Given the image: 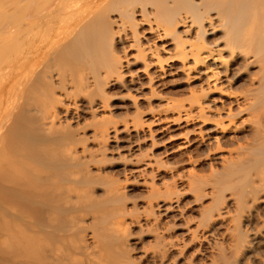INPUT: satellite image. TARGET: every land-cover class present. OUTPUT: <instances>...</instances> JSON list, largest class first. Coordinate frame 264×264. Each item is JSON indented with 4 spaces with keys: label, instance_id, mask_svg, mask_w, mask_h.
I'll return each instance as SVG.
<instances>
[{
    "label": "rangeland",
    "instance_id": "obj_1",
    "mask_svg": "<svg viewBox=\"0 0 264 264\" xmlns=\"http://www.w3.org/2000/svg\"><path fill=\"white\" fill-rule=\"evenodd\" d=\"M10 1L2 0L7 6L5 9L10 8V11L7 13L2 8L0 10L2 11L1 15L12 14V9L15 7H13L14 5L11 6L12 1ZM24 1L26 0H21V2ZM8 6L11 7L8 8ZM139 6L136 7L134 14L136 17H134L135 23L139 22L135 32L139 34L140 41L143 44H148L151 35L147 31L148 23L143 21L146 20L144 13L147 14L150 20H153L152 18L155 16H151L152 14L148 11L152 9L150 6H148L147 11L145 10L146 12ZM111 7L109 6V9L106 12L104 11V15L107 17L104 18V12H102V16L103 19L109 21L105 20L108 26L110 25L107 29L113 30L111 33H107V35L110 34L111 38L107 37L112 40L113 36H117L114 37L113 42L109 41L113 44V48H109L110 46L106 43L107 40L104 41L105 43L102 44L101 49L99 46L98 49L96 48L97 52L99 50V54L104 53V56L100 55L102 57L101 59L99 57V61L98 57L96 58L98 53L95 51L94 57L100 64L95 59V61L93 59L91 61L86 55H83L85 53L84 48H80L81 43L77 44L78 42L74 38L76 35L71 32L73 37L66 39V48L58 51L59 56L53 57L55 60L52 58L50 61L52 65L49 64L51 66H49V73L61 77L60 81L54 76L53 86L49 84V87L50 89H56L50 91V93L54 94L55 99L56 97L59 98V101H57V98L56 102L60 109L69 107V112L66 115L65 112L61 113L59 111V116L56 119L48 113L44 114L40 109H37L38 107H35V103L40 102V100H37L41 97L40 94L32 102V96H30L26 86L21 88L23 90L20 89L21 93L18 89L17 95L13 99V107L16 108L17 105L19 108L17 110L12 108V124L10 125L14 129H12L13 135L9 136L13 142H17L14 146L10 143L11 147L7 144L5 148L8 150V154L12 155L10 157L13 158L14 154L16 157L18 155L16 153L19 148L15 149L16 144H21L19 145L20 148L24 147V149H19L21 152L18 156L23 155L21 158L24 157V160L21 161H26L24 163L27 166L30 164V167L28 166L30 171L26 166L23 169L27 168L29 171L26 170V176L28 173L31 174L29 178L28 176L26 178L31 180L34 189L33 198L38 201H34L35 203L32 204L34 208L28 209L29 211L25 208L28 207L26 203L24 205L19 202V208L24 205V208L30 214H27L29 217L19 215L16 210L10 213V210L4 207L6 210L4 209L3 214H0V222L4 216L3 218L8 221L7 224L10 225L15 218V222H13L15 227L10 225L14 232L17 230L15 235L18 232L23 234V231L29 234L34 229V232L32 231L33 235L37 236L38 232L43 241L50 237L53 247L60 246L64 250V254L66 252L67 255H70L67 252L70 251L71 255L75 253L78 256L77 258L73 254V260L79 261V263L74 264H264V202H260V199H264V146H262L264 143V122L262 123L264 121L262 119L264 118V112L262 111L264 110V72L261 64L258 63V58L260 63H263V58H255V65L253 64L248 68H243L244 65L240 58V64L237 65L240 72L237 75L235 71V75L230 77L233 81V87L229 89L225 87L226 85L223 86V88H228L233 93L239 92L240 94L248 90L249 78L257 76L254 77L256 78L255 88L261 84L257 90H262L263 95L256 97L259 100L261 99L260 104H258L259 100H254L255 103L258 102L255 106H253L254 103H250L253 106H250L252 110L243 116L244 119L242 118L243 120L247 119V123H250H239L240 129H242L237 134L230 131L223 136L220 134L222 138L219 144L216 145V143L208 142V137L201 138L199 130L204 129L203 119L196 118L198 116V114H195L197 111H194L193 114L196 115L195 119L187 121L185 118L180 119L176 113L166 110L168 104H178L182 101L189 104L188 101L191 102L194 99L192 94L190 95V89L184 84L183 76L178 73H169V75L159 77L153 82V84H157V86L156 84L153 85L154 91H157L154 94L155 96L152 95L153 93L151 94L152 87L146 88V85L143 86V83L147 84L148 76L151 74L143 75L140 72L142 62L134 64L139 50L135 45L137 39H134V30H129L131 27L125 30L120 29V27L122 28L120 12L116 11L114 13ZM107 8L106 6L104 10ZM212 15L214 14L212 13ZM97 16L99 15L97 14ZM100 18L102 20V17ZM98 21V23L101 22L100 19ZM94 25L95 28L98 26L97 23ZM105 26H107L106 23ZM95 28L91 30L94 31ZM98 28L99 26L96 29L99 30ZM97 30L94 33L91 31L94 36L100 35V31L97 32ZM223 31L214 33L215 36H210L211 39H214L213 36H220ZM151 44L160 45L158 40H155V43L151 42ZM105 46H108L109 49H107L110 52ZM111 52L117 55L116 57H124L122 61L125 62V76L122 80L120 78L118 80L117 75L114 76L113 74L112 76L111 74L110 76L106 73L108 68L106 65L114 57L113 54L110 55ZM125 55L128 57L126 58ZM234 64H236V61ZM89 65L91 68H89ZM154 70V68L151 69L150 73H153ZM155 71L157 72V70ZM130 79L133 81L132 84L128 82ZM86 80L91 81L89 83ZM81 81L85 83L83 84ZM86 83L89 84V87L87 85L86 87L83 86ZM220 93L218 91L212 96L221 99ZM259 94H261V91ZM103 96H106L107 99ZM49 98L54 99L51 96ZM189 98L190 100H188ZM224 98L227 99V97ZM224 98L223 100H225ZM18 99L21 103H17V101L19 102ZM105 101L108 104L105 110H97V103L104 102L105 105ZM23 102L25 105H23ZM21 105L24 107L23 109ZM228 107L230 106H226V108ZM232 108L235 112L236 105H232ZM165 110L167 112H163ZM13 111L15 112L13 113ZM46 111L49 112V110ZM158 116L164 120L163 129L167 128L163 132L160 131L159 127H156V124H153L154 118ZM248 116L252 117V122ZM257 120H261V122ZM105 126L112 128L113 132L107 144L103 146L99 135L100 130ZM257 128L261 130H257ZM12 131L10 132L12 133ZM7 134L6 131L4 135L8 138ZM204 134L206 133L204 132ZM259 139L260 143L258 142ZM7 140L10 141L9 138ZM261 140H263L262 144ZM217 146L218 148H216ZM219 146L221 149H219ZM12 148L16 151H13ZM253 150L254 152H252ZM12 151L16 153H12ZM15 156L14 158H16ZM218 157H221L223 162L217 160ZM249 157L252 159L250 160ZM253 161L255 163L256 161L259 162L260 165L255 164ZM227 162L229 163L227 164ZM248 162L251 164L249 165ZM236 163H238V166ZM228 171L229 173L232 172L230 173L231 176H229ZM32 177H35L36 181ZM54 177L56 179L58 177V179L54 180ZM63 178L64 180H62ZM51 179L54 181L51 182ZM44 186L45 188L48 187L49 190L48 188L45 189ZM55 186L62 188L56 187L59 190L57 191ZM21 187L22 183L20 187L17 186L18 191ZM18 191L16 190L15 197ZM48 191L51 193H49L50 195L47 194ZM52 194H55V197ZM45 196L52 200H48ZM43 199L47 203H44ZM166 206L169 211L165 210ZM18 218L19 220H17ZM210 219L213 221H209ZM37 223L38 225H36ZM7 224L1 225L7 226ZM19 224L22 225L21 228L18 227ZM43 226L45 231H43ZM8 227L3 228L8 230L10 229ZM50 227L52 230L49 229ZM47 228L50 231L46 230ZM64 228L67 229V232ZM26 229L29 230V233ZM7 230L3 229L2 233L0 229V235L3 234L5 238L9 237L13 231ZM9 231L10 233L6 235ZM46 231L48 233H45ZM249 233L258 235L253 252L254 257H258L256 260L259 259V261L247 257V259L242 260L241 245L244 242L243 239L248 238ZM47 234H50V236ZM52 236H56L55 239L59 242L60 239L58 238L60 237L61 242L54 241V238L51 240ZM8 237L5 241L7 245H3V248L7 246L4 248L5 253L0 255V264L35 263L24 256L18 245L16 246H18L19 252L16 249L15 251L12 250L9 244L11 236ZM72 244L73 247L76 244L75 249ZM10 249L11 253L9 252ZM4 250L2 249L0 253H3ZM25 258H27L26 261ZM89 260L92 262L89 263ZM40 262L35 264H40Z\"/></svg>",
    "mask_w": 264,
    "mask_h": 264
},
{
    "label": "bare ground",
    "instance_id": "obj_2",
    "mask_svg": "<svg viewBox=\"0 0 264 264\" xmlns=\"http://www.w3.org/2000/svg\"><path fill=\"white\" fill-rule=\"evenodd\" d=\"M11 1H12L11 6L14 5L13 7H15V8L12 7L13 9L11 8L13 11L12 14L11 13H10L11 15L8 14L9 16L7 14H6L7 16L6 15L3 16L0 14V16H1L0 17V214H3L4 209L7 207V209L10 210V213L11 212L13 213V211L16 210V211H18L19 215L29 217L28 215H30V214L27 212V210L28 209L31 210V208H34V207H32V204L35 203L34 202L35 200L38 201L37 199L34 200V198H33V194H34L33 190L34 189H33V186L31 185V182H30L31 180L28 179L29 175H31V174L28 173V175H27L28 178H26L27 177L26 176V170L28 168L30 171V168H29L30 164H28V166H29L28 167L27 164L25 165V163H24L26 161H21L22 159L24 160V157L21 158V156H23V155L18 156L20 154L19 152H21L20 150L24 149V147L20 148L19 145H21V144L17 145L18 144L17 143L15 146L16 147L15 149L16 150H17V148L20 149V150L18 149L19 151L17 150V153L13 152L16 150L15 149L13 150L14 147L12 148V150H13L12 153H16V155L18 154L17 155L18 160H17V157L15 156V154H14V156L16 158H14V156H13V158H11L12 155L10 154L11 155V157H10V155L7 152L8 150L5 148V146L7 144L10 146V143H11V145L14 146L15 142H17V141L13 142L11 140L12 138H10L11 134L13 135L12 129H14V127H12L10 124H12L11 123V121H12L11 120L12 108H15V106L13 107V99L16 97L18 89H19V92L21 93V90H23L21 88L26 86L28 88L27 90L29 91L30 96H32V99H31L32 102H33L34 98L40 94L39 96H41V97L39 99H37L38 101L40 100V102L39 103L36 102L35 107H38L37 109L38 110L40 109L44 114L48 113L49 115H51V117L56 118L59 116L58 112L61 111V113L65 112V115H66L69 112V107L67 109L66 108L60 109L58 107V103L56 102V99L58 97H56V99H55L54 94L52 95V93H50V91L52 92L53 90L56 89L55 87H53L55 89H50V87H49V84L53 86V78L57 77L59 80L61 78V77L59 78V76H57V75L55 76L54 74L49 73L50 67H51L49 65L51 63L50 61L52 60L53 57H55V56L57 57L58 51H62L63 48H66L65 47L66 42H67L66 39L68 37H69L68 39H71L73 37L71 35V33L73 35L74 34L76 35L74 38H76V42H78L77 44L81 43L80 45L83 46V47H81L79 45L80 48H84L85 53H83V55L84 56L86 55V57H88V59H91V61H92V59L93 60L95 59V57H94L95 54L99 52V50H98V52L96 51L98 49L97 47L99 46V48L101 49L102 44L105 43L106 40L108 41L106 43H108V45L110 46L109 48H113V46H112L113 44L109 43V41L111 40V39H109V38H111L110 34L107 35V33H111V31H113V30L107 29V28H109L110 25L108 26V24L106 22L108 20L103 19V16H102V12H104V11L106 12L109 9V6H112L111 8H113L114 13L116 11L120 12L119 14L121 15V19L120 18L119 19L121 20V25H122V28L120 27V29L125 30L126 28L131 27V28H129V30L130 29L134 30L133 31L134 34L133 33L132 34L135 37L134 39H137V41L135 40L136 41L135 45H137V47L139 49L137 52V57L134 60V64H136L138 62L139 63L142 62L143 65L141 66L140 72H142L143 75L144 74L145 75L151 74L148 76L147 84L143 83V86L146 85V88H150V87L153 88V85L156 84V83L153 84V82L155 80H157L159 77L169 75V73H175V74L178 73L179 75L183 76V79L185 80L184 84L190 89V91H191L190 95L192 94V97L194 99L191 102L188 101L189 104L184 103V101H182V103L177 101V102H179L178 104H175V103L168 104L167 105L168 107L166 110L176 113L180 119L185 118V120H187V121L194 120L195 116L198 114V116H196V118L197 117L202 118L203 119L202 123L204 126V129L199 130V133H201V136H202L201 138H203V139H205V137H208L207 138V139H209L208 142H213V143H216V145H217V144H219L222 136L226 132L230 131L233 134L239 133L240 130L242 129V128L240 129L239 123H243V124L247 123V121H246L247 119L243 120L244 119L243 116L246 115L247 112L252 110L251 107L255 106L258 103V102L255 103L254 100H259V99H257L258 96L264 94L262 92V90H260V89H258L259 91L257 90V88L259 86H261V84L260 85L258 84L259 86L257 88H255L256 78H254V77H257V76H254L253 74L252 75L254 77H252V78L248 77L249 83L247 84L248 90L246 92H242L239 94V92L233 93L231 90H228V88L230 89L231 87H233L232 86L233 81L231 80L232 78H230V77L235 75L234 74L235 71H236L235 73L237 75L240 72V70L237 68V65L240 64L239 63L240 58L242 59V63L244 65L243 68L244 67L248 68L250 66H253V64L255 65V62H254L255 58L256 59L258 57H261L260 59L263 58V61L261 60L263 63L259 62L260 61L259 58H258V63L261 64L262 71L264 72V55H263L264 54V0H114V1L111 0V2H110V0H26L24 2H21V0H11ZM0 2H1L0 3L1 4L0 10L2 8H4V11H7V13H8V11H10L9 7H11V6H8L9 9L6 10L5 8L7 6L5 5V2L3 3L2 0H0ZM139 5H141L143 7H140ZM106 6L108 8L104 10V8ZM137 6H139L140 8H143L144 11L145 10L147 11L148 6H150L152 9H151V11L150 10H148V11L152 14L151 16H155L152 18L153 20H150L149 17L147 16V14L144 13V11H143V13L145 14L144 17L146 18V20L144 19L143 21L144 22L146 21V23H148L149 27L147 28V31L151 35V37L149 36L150 39H148L149 40L148 44L145 41L144 42L146 44H143L142 41H140L139 34L137 32H135L137 30V27H138L137 25H139L138 24L139 22L135 23L136 17L134 15L135 9ZM4 11H3V13H4ZM1 12L2 11H0V13ZM105 12L103 13V15L105 14ZM212 13L215 16L212 15ZM97 14L99 16H97ZM104 16H105L104 18L107 17L106 15H104ZM100 17H102V20L104 22L101 20ZM108 18L110 19V17H108ZM98 19H100V21H101L100 23H98L99 22ZM95 22L99 26V28H98L99 30L96 29L98 26H96V28H95V25H94V24H96ZM105 23L107 26H105ZM92 28H95L94 31L95 30H97V32L100 31V33H99L100 35L94 36L93 35L94 31L91 30ZM107 30H109L110 32H108ZM220 31L221 32L223 31V33L218 37H214L215 36L214 33H217V32L221 33ZM124 32H126V31H124ZM96 34H98V33H96ZM112 35H114V33H112ZM212 35H214L212 37L214 39H211L210 36H212ZM115 36H117V35H115ZM115 36L112 37V40H111L112 42L114 41ZM73 40H75V39H73ZM80 40H81V42H80ZM118 40H120V39H118ZM155 40H158L160 45L151 44V42L155 43ZM130 47H132V46H130ZM105 48L107 49L108 46H105ZM134 48H136V47H134ZM95 51H96V53H95ZM103 51H104V49H103ZM100 52H101V50H100ZM105 52H107V51L105 50ZM108 52H110V51L108 50ZM101 53L100 54L98 53L96 56V58L98 57V60H99L100 55L104 56V53L103 54H101ZM112 54L113 53L111 52L110 55H112ZM83 55H81V56H83ZM113 55H114L113 59L110 60V62H108L109 63L108 65H106L108 67L106 73L110 74V76H111V74H112V76H113V74H114V76L117 75L118 80H119V78L122 80L125 76L124 75V68H125L124 63L125 62L122 61L124 59V57L121 58L120 56L116 57L117 55H115V54H113ZM118 55H120V54H118ZM101 57H100V59H101ZM125 57L127 58L128 56L125 55ZM107 59H108V57H107ZM53 60H55V59L53 58ZM99 61H97V62H99ZM235 61H236V64H234ZM65 62H67V61H65ZM82 62H85V61H82ZM86 63H88V62H86ZM99 64H100V62H99ZM51 65H52V63H51ZM79 65H81V64H79ZM86 65H88V64H86ZM92 65H93V63H92ZM128 65H129V62H128ZM257 66H259V65H257ZM89 68H91L90 65H89ZM153 68L155 70H157V72L154 70L153 73H150V70L151 69L153 70ZM51 70H53V69H51ZM241 70H243V69H241ZM53 71H55V70H53ZM91 72H92V69H91ZM256 72H257V70H256ZM97 73H98V71H97ZM88 74H90V73H88ZM131 75H133V74H131ZM62 79H63V77H62ZM64 81H65V79L62 81L63 84H64ZM71 81H72V79H71ZM89 81H91V80H86V82H89ZM95 81H97V80H95ZM257 81H258V79H257ZM62 82H61V84H62ZM128 82H130L132 84L133 81L130 79V81H128ZM82 83L84 84L85 82H82ZM259 83H260V81H259ZM86 85H87V83L83 86L86 87ZM224 85H226L225 87H228V88H225V87L223 88ZM74 86H76V85H74ZM156 86H157V84H156ZM152 88H151V94L153 93L152 95L155 96L154 94L157 91L155 92L154 88L153 89ZM87 89H89V88H87ZM98 90H99V88H98ZM157 90H158V88H157ZM218 91L221 92L220 93L221 99L212 96V94H215ZM256 91H257L258 95H257ZM260 91H261V94H259ZM71 94H73V93H71ZM66 95H67V93H66ZM100 95H102V94H100ZM199 95H201V96H199ZM48 96L49 97L51 96L54 99L51 100ZM94 97H95V94H94ZM98 97H99V95H98ZM107 97H108V95H107ZM145 97H146V95H145ZM224 97H227V99H225ZM47 98L50 99L51 101L48 100ZM104 98H106V96ZM223 98L225 100H223ZM100 99L102 100V98H100ZM109 99H110V97H109ZM135 99H137V98H135ZM47 100H48V102H47ZM147 100H148V98H147ZM168 100H170V99H168ZM188 100H190V98ZM260 100H259L258 104H260ZM15 101H17V100H15ZM57 101H59V98ZM223 101H225V102H223ZM251 102L254 103L253 106H251L252 104L250 105ZM17 103H21L20 100H19V102L17 101ZM102 103L101 104L97 103V110H105V108L108 106V104H106V101H105L106 106L104 105V102H102ZM234 104L236 105V111L235 112H234V109L232 108V105L234 106ZM23 105H25L24 102H23ZM32 105H33V103H32ZM226 106H230V107L226 108ZM17 108H19V106L17 107V105H16L15 109L17 110ZM23 108L24 107L22 106V109ZM15 109H13V110H15ZM58 109H60V110H58ZM46 110H49V112ZM166 110L163 112H167ZM257 110L259 111L260 109H257ZM194 111H197V113H195L196 115H193ZM253 111H254V108H253ZM253 111H252V113H253ZM258 111H257V113H258ZM262 111L264 112V110H262ZM14 112L15 111H13V113ZM254 113H255V111H254ZM138 114H139V112H138ZM138 114H137V116H138ZM261 115H263V114H261ZM160 116L154 118L153 124H156V127H159L160 131L163 132L167 128L163 129L162 124H164V120ZM51 117H50V119H51ZM258 117H259V114H258ZM248 118L251 120V122L253 121L251 119L252 117L248 116ZM253 119H255V118H253ZM256 119H257V117H256ZM256 119H255V121H256ZM262 119H264V118H262ZM257 121L261 122V120H257ZM263 122L264 121H262V123ZM248 123H250V122H248ZM13 124H15V123H13ZM259 125H258V127H259ZM259 129L257 128V130H259ZM6 131L8 133L7 134L8 138L11 142L10 141L8 142L7 136L4 135L6 133ZM10 131H12V133ZM255 131H256V129H255ZM112 132H113V130H112V128H109V126H105L100 130L99 136L101 138L100 141L103 143L102 144L103 146L105 144H107V142L109 141ZM204 132L206 134H204ZM259 132H261V131H259ZM259 132H258V134H260ZM220 134L222 135L221 137H220ZM257 137H259V136H257ZM234 139L236 140V138H234ZM13 140H15V139H13ZM231 140H232V138H231ZM237 140L240 141L239 138H237ZM261 141H262L261 142V144H262L263 140H261ZM258 142L260 143V139ZM228 144H230V143H228ZM262 146H264V143ZM70 148H69V151H70ZM216 148H218V146ZM219 149H221L220 146H219ZM251 149H253V148H251ZM233 152L235 153V151H233ZM252 152H254V150ZM9 153H11V152L9 151ZM238 157H239V155H238ZM249 159H250V157H249ZM217 160L223 162L221 157H218ZM263 160H264V158H263ZM194 161H196V160H194ZM233 162L235 163V161H233ZM228 163L229 162H227V164ZM256 163L258 164L259 162L256 161ZM31 164H33V163H31ZM237 164L238 163H236V165ZM250 164L251 163H249V165ZM258 165H260V164H258ZM24 166H26L27 168L23 169ZM226 166H228V165H226ZM245 167H247V166H245ZM245 167H243V168H245ZM31 169H32V167H31ZM29 171L27 170V172H29ZM236 172H238V171H236ZM45 173H46V171H45ZM47 173H49V172H47ZM230 173H232V172H230ZM230 173L228 171V174H230ZM236 174H238V173H236ZM44 175H46V174H44ZM61 175H63V174H61ZM231 175L232 174H230L229 176H231ZM35 176H37V175H35ZM226 176H227V174H226ZM58 177H57V179H58ZM32 178L34 179L35 177H32ZM36 178L38 179V177H36ZM64 178L62 180H64ZM228 178H230V177H228ZM30 179H31V177H30ZM57 179L54 177V180H57ZM54 180L51 179V182ZM60 181H61V179H60ZM21 183H22V187L19 188V191H18L17 186L20 187ZM37 183H38V181H37ZM46 183H47V181H46ZM48 183H50V182H48ZM53 185H54V183H53ZM57 185H60V184H57ZM56 187L57 186H55V188ZM59 187L60 186H58L57 188H59ZM44 188H45V186H44ZM47 188H45V189H47ZM60 188H62V187H60ZM41 189H43V188H41ZM41 189H40V191H41ZM16 190L18 191V193L15 197L14 195L16 193ZM48 190H49V188H48ZM57 191H59V190L57 189ZM49 193L50 192L48 191L47 194H49ZM41 194H42V192H41ZM45 195H46V192H45ZM52 195L54 196L55 194H52ZM46 198H48V196ZM49 199L50 198H48V200ZM20 200H22L23 202ZM50 200H52V199H50ZM19 202L24 204V205L26 203V205L29 208L25 207L24 205H22V207H21L22 209L19 208ZM171 202H173V201H171ZM260 202H264V199L263 198L260 199ZM40 203H41V201H40ZM44 203H47V202H45V200H44ZM48 203H49V201H48ZM256 203H257V201H256ZM24 207L27 208V210ZM169 207H171V206H169ZM168 209L169 208H167V206H166L165 210L167 211ZM217 212H218V210H217ZM21 216H19V217L21 218ZM249 216H251V215H249ZM3 217L1 219L2 221L0 222V229H1L2 233H3V229L7 230V228L5 229L3 227H7V226L10 227V229H8V230L13 231L11 233L9 231L6 234V235H8V233H10L9 237L11 236V238H9L7 236L10 239V240L8 239L9 244L11 246L10 248L14 251H15V249H16V251H18L17 247L19 246V249L21 250V252L24 254L25 257H27L29 259V261H33L35 263H37V262L39 263L41 261L40 264L41 263L42 264H74V263H79V261L73 260L74 258L72 256H73V254L75 255V253L72 252L73 254L71 255V253H69L70 251H67L68 249L67 250L65 249L68 252V254H70V255H67L65 252V254H66L65 255L63 252L64 250H62V248L60 246H56V247L52 246L53 242L50 241V237L49 238L47 237L46 241H43V239H41V237L38 235L37 231H36L37 232L36 235L39 237L35 236V234L33 235L32 231L34 229L30 231L31 233H29V230L26 229V230H28L29 234H26L27 232H24V231H23V234H21V232H18L19 234L17 233V235H19V236L21 235L22 237L15 235V232L17 230H15V232H14V229H12V226L15 225V223L13 224V222H15L14 221L15 218L12 220V224H10V220H9V224L12 225V226H10L7 224L8 221H6ZM214 217L216 218V216H214ZM30 218H26V219H30ZM17 220H19V218ZM17 220H16V222H17ZM21 220H23V219L21 218ZM211 220L212 219H210L209 221H211ZM3 222H6V223H3ZM1 224L2 225L7 224V226H5V225L2 226ZM58 224H59V222H58ZM36 225H38V223ZM16 226H17V223H16ZM21 226L22 225H20L18 227L21 228ZM50 226H52V225H50ZM18 227H17V229H18ZM41 228H42V226H41ZM24 229H25V227H24ZM43 229H44V226H43ZM49 229H51V227ZM49 229L47 228L46 230H49ZM18 230L20 231V229H18ZM54 230H55V228H54ZM64 230H65V228H64ZM43 231H45V229ZM65 231L67 232V229ZM45 233H48V232L46 231ZM0 234H1V232H0ZM43 235H41V236H43ZM2 236H3V234L0 235V237H1L0 241L2 244V245L0 244L2 246V248L0 247V251L2 249L4 250V248L7 247V246H4V248H3L4 244L7 245L5 242L7 240V237L5 238L4 236L3 237ZM48 236H50V234ZM55 237L52 236L51 240L53 238L55 239ZM58 239H60V242H61V238L59 237ZM257 239H258V235L256 233H249L248 238L246 240L243 239L244 242L242 243L241 250H240L242 253V256H243L242 260H244V258H246V257L252 258L255 260L258 258V257L257 258L254 257L255 255L253 252L255 244H257V243H255V241ZM69 240H66V241H69ZM54 241L59 242V240H57V239H55ZM62 243H64V242H62ZM16 245H18V246H16ZM65 245H67V244L65 243ZM68 245H69V243H68ZM75 245L73 247V244H72V247L74 249H75ZM62 246H64V245H62ZM8 247H9V245H8ZM64 247H63V249H64ZM67 247H65V248H67ZM11 249L9 250V252L11 251ZM74 249H71V250H74ZM4 253H5V250L3 251V253L1 252L0 255L4 254ZM89 254L91 255V253H89ZM66 256L67 257L69 256V257L65 258ZM76 257L78 258V256H76ZM27 258H25V261ZM90 260L88 261L89 263L92 262V261L90 262ZM256 261H259V259ZM96 262L98 263V260ZM27 263H29V262L27 261ZM35 263H33V264H35ZM19 264H20V262H19Z\"/></svg>",
    "mask_w": 264,
    "mask_h": 264
}]
</instances>
